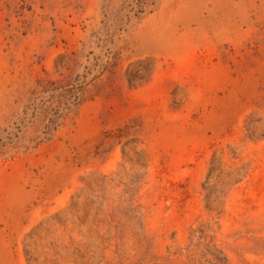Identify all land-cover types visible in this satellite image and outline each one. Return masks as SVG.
Returning a JSON list of instances; mask_svg holds the SVG:
<instances>
[{"label": "rangeland", "instance_id": "1", "mask_svg": "<svg viewBox=\"0 0 264 264\" xmlns=\"http://www.w3.org/2000/svg\"><path fill=\"white\" fill-rule=\"evenodd\" d=\"M0 264H264V0H0Z\"/></svg>", "mask_w": 264, "mask_h": 264}]
</instances>
